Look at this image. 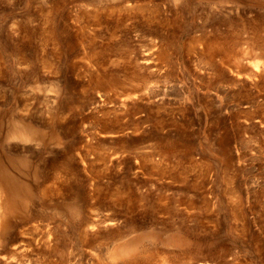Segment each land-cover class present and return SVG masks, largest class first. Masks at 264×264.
I'll return each instance as SVG.
<instances>
[{
  "label": "rangeland",
  "instance_id": "1",
  "mask_svg": "<svg viewBox=\"0 0 264 264\" xmlns=\"http://www.w3.org/2000/svg\"><path fill=\"white\" fill-rule=\"evenodd\" d=\"M0 264H264V0H0Z\"/></svg>",
  "mask_w": 264,
  "mask_h": 264
}]
</instances>
